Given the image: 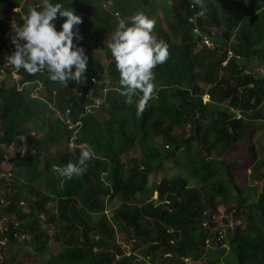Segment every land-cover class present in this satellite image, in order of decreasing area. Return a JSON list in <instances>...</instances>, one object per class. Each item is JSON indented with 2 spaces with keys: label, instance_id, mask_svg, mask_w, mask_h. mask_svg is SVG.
<instances>
[{
  "label": "trees",
  "instance_id": "trees-1",
  "mask_svg": "<svg viewBox=\"0 0 264 264\" xmlns=\"http://www.w3.org/2000/svg\"><path fill=\"white\" fill-rule=\"evenodd\" d=\"M40 2L0 0V69L4 48L15 47L11 24H22ZM52 2L82 17L74 43L88 56L87 71L67 87L46 71L20 69L13 78L6 69L0 80V164L10 145L21 152L7 160L11 177L0 173V264H181V257L264 264V161L254 160L249 141L264 129V0H203L202 17L193 0ZM140 5L155 15L153 35L169 56L153 70L155 91L137 116L116 91L119 73L106 41L103 61L88 47ZM64 19L54 21L58 31ZM212 28L206 46L201 36ZM66 106L69 125L55 115ZM80 144L93 153L85 173L60 177L54 166L77 162L73 146ZM232 147L244 155L231 154ZM169 164L194 182L161 175L147 184ZM248 167L255 172L249 180L260 179L255 192L238 172ZM110 200L118 203L107 219ZM49 243L56 251L48 252Z\"/></svg>",
  "mask_w": 264,
  "mask_h": 264
},
{
  "label": "clouds",
  "instance_id": "clouds-1",
  "mask_svg": "<svg viewBox=\"0 0 264 264\" xmlns=\"http://www.w3.org/2000/svg\"><path fill=\"white\" fill-rule=\"evenodd\" d=\"M196 5L201 6L199 15L204 16L206 9L203 6V0H193L192 6ZM58 15L66 18L59 31L54 23ZM195 16L196 13L189 16L187 20L192 22ZM22 20V24H11L14 33L11 36V42L15 50L11 55L4 57L7 66H11L17 72L23 69L33 76L46 71L51 81L58 82L64 87L68 86L69 81L79 83L82 78L84 79L88 56L85 55L82 47L74 43V37L81 39L78 31H74L83 23L80 15H77L71 7L65 8L60 3H53L52 0H41L38 5L29 6ZM155 23L154 19L138 11L127 17V21L124 18L118 19L115 31L106 40V46L119 73L120 88L116 91L126 98L127 105L135 104L137 116L143 113L155 91L153 70L157 65L165 63L169 56L167 43L153 35ZM195 29L194 32L197 33V27ZM213 32L212 28L209 35L203 34L201 41L204 37L208 39ZM206 46H211V42ZM13 75L15 76L16 72ZM39 87L40 85L33 89L30 96L36 97ZM79 93L78 96L85 97V93ZM89 97L88 95L85 98ZM202 99L206 100V95ZM86 106L83 105L84 108ZM65 109H68L67 113ZM69 113V107L66 106L63 111L56 112L55 115L69 125L71 121ZM66 118L68 122L65 121ZM73 147H78L80 150L78 161H69L65 166L53 168L60 177L69 180L85 173L86 161L93 155L91 147L87 144ZM181 260V264L185 262L194 264V261L188 257H181Z\"/></svg>",
  "mask_w": 264,
  "mask_h": 264
},
{
  "label": "rangeland",
  "instance_id": "rangeland-1",
  "mask_svg": "<svg viewBox=\"0 0 264 264\" xmlns=\"http://www.w3.org/2000/svg\"><path fill=\"white\" fill-rule=\"evenodd\" d=\"M138 11L144 12L141 9V5H140V7H137L134 10V13H136ZM161 15H162L161 12H159V15H157L158 18H159L160 24L162 22V16H163V15L162 16ZM147 16L149 18L154 19L156 21V18H155V15L153 14V12L148 14ZM112 26L114 28L116 27L115 24H112ZM94 39H96V38H94ZM94 39L91 40L90 43H92V41H94ZM106 40H107L106 36H100L97 39V41H96V44H97L96 47H94V45L88 47V52L92 54L91 56H95V58H98L99 60H102V61L104 60V58H106L105 57V53H103V49H102V46H101L102 42H104ZM104 45H106V43ZM257 71H258V69H257ZM30 134H34V132L33 131L30 132ZM249 141H250V144H251V146L253 148V154H254V157H255L254 160H262V161H264V129L263 128L255 129V131H254V133L252 135V138ZM230 152H231V154H233L235 156H239L240 158H241V156L244 155V149L243 148L239 149V147H232L230 149ZM129 153H133V152H129ZM20 154H21V152L14 145H11L10 147H8L5 150V154H4L5 160L2 162V164H0V173H3L2 175L5 176L6 179H9L11 177V175H12V172L10 170L11 169V165H10V163L7 162V160L12 159V158H19ZM251 170H252V167H248L246 170H244V173H243V171H238V172H239L240 175H242L244 178H246V181H245L246 184H248L250 186V188H252L253 191L255 192L256 189H259L261 184L259 183L260 179L254 178L252 181L249 180V178L250 179L253 178L252 175L255 173L254 172L252 174ZM259 172L261 173L262 178L264 180V167H262ZM155 174H156L155 178L153 176H150L149 179H147V184L148 185H151L153 179L157 180L159 178V176H161V175H165V176H169V177L182 175L183 177H185V179H186L188 184L194 182V180L191 177L187 176V173L185 172L184 169L177 170V169L174 168L173 164L162 166L161 169L158 170ZM2 175H0V176H2ZM54 190H55V187L52 189L51 192H53ZM153 198H154V194H153ZM117 203L118 202L116 200H110V202H106L105 203V207H106L105 208V214H106V218L107 219L110 218L111 212L116 208ZM221 210H222V208L219 207V211L220 212H221ZM50 231H51V229H50ZM123 236H124V234L122 232H116V234H115L116 241L119 242V243L121 242L120 243L121 246H123V245L126 246V244H125L126 242L124 241ZM49 246L50 247L48 249V252L49 251L50 252L56 251V246L55 245H52V244L49 243ZM137 254L140 256V254L138 252H137ZM23 257H24L25 261L30 260V255H29L28 252L27 253L24 252ZM201 262H202V259L199 258L197 260V264H201Z\"/></svg>",
  "mask_w": 264,
  "mask_h": 264
},
{
  "label": "built area",
  "instance_id": "built-area-1",
  "mask_svg": "<svg viewBox=\"0 0 264 264\" xmlns=\"http://www.w3.org/2000/svg\"><path fill=\"white\" fill-rule=\"evenodd\" d=\"M25 1H30V0H25ZM13 10L16 11V10H18V8H14ZM193 31H196V29L194 28ZM202 42L204 44H206V45H209L210 44V42L208 41V39L205 38V37L202 39ZM14 50H15V47H13L11 45H9L8 47L4 48V52H5L4 54H5V56L6 55H11V53ZM1 66H2V68L0 69V80L4 76V72H5L6 69L7 70L10 69V74L12 75L13 78L16 77V75L15 76L13 75V73L16 72V70L14 68H12L11 66H7L5 60L2 62V65ZM84 96L86 97L88 95L85 93ZM94 102L95 103H98L97 99H94ZM85 109L88 111L89 108H87V106H86ZM65 112L67 113L68 112V109H65ZM65 121L68 122L69 120L66 118ZM185 264H189V262H185Z\"/></svg>",
  "mask_w": 264,
  "mask_h": 264
}]
</instances>
